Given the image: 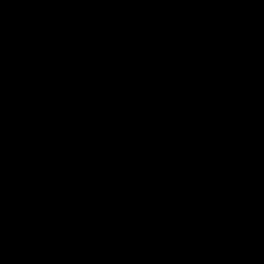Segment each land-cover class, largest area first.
Here are the masks:
<instances>
[{"label":"water","instance_id":"1","mask_svg":"<svg viewBox=\"0 0 264 264\" xmlns=\"http://www.w3.org/2000/svg\"><path fill=\"white\" fill-rule=\"evenodd\" d=\"M0 264H264V0H0Z\"/></svg>","mask_w":264,"mask_h":264}]
</instances>
